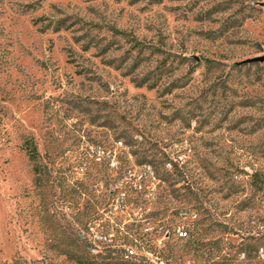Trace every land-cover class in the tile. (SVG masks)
<instances>
[{"label": "rangeland", "instance_id": "obj_1", "mask_svg": "<svg viewBox=\"0 0 264 264\" xmlns=\"http://www.w3.org/2000/svg\"><path fill=\"white\" fill-rule=\"evenodd\" d=\"M261 56L264 0H0V264H264Z\"/></svg>", "mask_w": 264, "mask_h": 264}, {"label": "trees", "instance_id": "obj_2", "mask_svg": "<svg viewBox=\"0 0 264 264\" xmlns=\"http://www.w3.org/2000/svg\"><path fill=\"white\" fill-rule=\"evenodd\" d=\"M263 121H264V117H263ZM23 147H24L28 162L33 164V169H34L35 173L38 174L39 173V167L37 166V163H36L37 158H38V154L36 152L35 147L29 141H25L23 144ZM145 165L152 166L153 163L148 162ZM153 173H155V172L153 171ZM252 185L255 187L257 186V180L255 178H253ZM251 248L253 251H257V249L255 247H251ZM246 249H248V248L246 247ZM112 253H113V251H111V254ZM111 254L108 256H100V254H97L96 256H94L95 260H93V261H87L83 258H75L74 261L76 264H138V263L130 260L129 259L130 257L127 256V254H124V250H123V253L117 257H113ZM95 257H97V258H95ZM97 259H99V260H97Z\"/></svg>", "mask_w": 264, "mask_h": 264}, {"label": "water", "instance_id": "obj_3", "mask_svg": "<svg viewBox=\"0 0 264 264\" xmlns=\"http://www.w3.org/2000/svg\"><path fill=\"white\" fill-rule=\"evenodd\" d=\"M263 62H264V56H261V57H255L245 60L242 62V64H254V63H263Z\"/></svg>", "mask_w": 264, "mask_h": 264}]
</instances>
